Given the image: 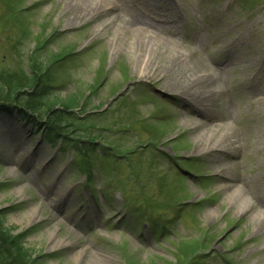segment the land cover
Wrapping results in <instances>:
<instances>
[{
	"label": "rangeland",
	"instance_id": "1",
	"mask_svg": "<svg viewBox=\"0 0 264 264\" xmlns=\"http://www.w3.org/2000/svg\"><path fill=\"white\" fill-rule=\"evenodd\" d=\"M82 1L0 0V74L54 75L38 125L0 111L7 229L45 264H189L199 239L202 264H264V0H110L73 21ZM133 17L170 28L146 56ZM210 74L207 100L182 95ZM74 100L88 159L41 134Z\"/></svg>",
	"mask_w": 264,
	"mask_h": 264
},
{
	"label": "trees",
	"instance_id": "2",
	"mask_svg": "<svg viewBox=\"0 0 264 264\" xmlns=\"http://www.w3.org/2000/svg\"><path fill=\"white\" fill-rule=\"evenodd\" d=\"M32 67H34V74H37L36 77H30L24 71L16 72L15 74L5 71L9 74H0V111L8 115H17L23 121L30 122L36 126V124L38 125L37 122H39L38 117L41 116L40 110L44 105V94H46L45 92L48 90L51 81H53L54 75L51 74V64L36 63ZM41 87H43V93L37 91ZM25 89L29 90V92H34L35 98L27 97V94L22 92ZM79 107L77 101L74 100L68 107H63L65 110L47 113L48 123L45 131L41 134L51 140L63 139L65 144H69L71 148L77 150V156H85L88 159L91 154L95 155L93 148L89 147L95 145V138L87 137V141L82 142L77 136L76 147V142L69 141V137H67L70 135V137L74 138L70 134L72 130L70 128L73 126L72 119L75 117L74 113L68 114L67 110ZM6 215L5 211L0 210V264H45L41 260L42 258L30 253V250L25 245V234H13L10 228L7 229L4 220ZM203 241L199 239V241L191 243L192 245H182L183 248L181 247V250L191 253L189 255V264H202Z\"/></svg>",
	"mask_w": 264,
	"mask_h": 264
},
{
	"label": "bare ground",
	"instance_id": "3",
	"mask_svg": "<svg viewBox=\"0 0 264 264\" xmlns=\"http://www.w3.org/2000/svg\"><path fill=\"white\" fill-rule=\"evenodd\" d=\"M113 1V0H112ZM116 2H120L119 0H114ZM113 1V2H114ZM109 2V3H108ZM73 3H71V5L69 4V8H71L73 5ZM146 3L144 2L143 7L146 8V6H148ZM77 5V6H76ZM76 9L75 12L77 11V15L74 17V20H77L79 18V16H84V17H92L95 14L98 13H102L104 14V16H109L114 14V12L116 11V6L115 4L111 3L110 0H101V1H97V2H91L90 0H83L81 2V4L76 3L75 4ZM147 10L146 12H151L149 9H145ZM163 19H157L156 22H159L161 24H164ZM125 27L123 28L125 31V34H128L130 37H133L136 41V53H141L143 55H147L145 54V52H150L152 50V43H154V41L158 40L159 37H161L162 34H164V32L167 31V29L165 28H153V32L152 30L149 31L148 29H143L142 26L144 25V21L141 20V18L139 19H134L133 20H127L125 22ZM168 32V31H167ZM167 45V44H165ZM144 49V50H143ZM151 53V52H150ZM150 56V55H149ZM148 56V60H150ZM151 57V56H150ZM152 58V57H151ZM154 61V59H153ZM173 61V62H172ZM171 61V67L177 65L178 66L180 64V62L182 63V58L179 56H176L175 58H173ZM176 69V68H175ZM219 77H216L214 75H209L208 77H202V78H198L197 81L194 83L192 82L189 85V88L184 90L182 89V95H185L188 98V101H191L192 99L194 101H198L196 98H198L199 100L202 99V96H206V99H208V95H203L201 92H199L200 90V85H203V83H207V82H212V80H216ZM221 81V79H219ZM199 85V87H197ZM176 86V85H173ZM218 148V147H216Z\"/></svg>",
	"mask_w": 264,
	"mask_h": 264
}]
</instances>
